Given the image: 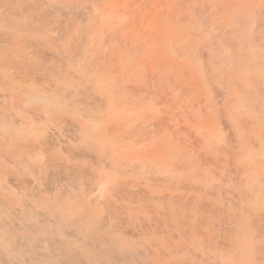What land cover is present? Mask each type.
I'll use <instances>...</instances> for the list:
<instances>
[{
	"label": "bare ground",
	"instance_id": "1",
	"mask_svg": "<svg viewBox=\"0 0 264 264\" xmlns=\"http://www.w3.org/2000/svg\"><path fill=\"white\" fill-rule=\"evenodd\" d=\"M20 1L0 0V96L6 105L0 107V264H264L256 257L264 254V225L263 236L254 229L250 249L237 231L254 228L246 221L247 201L238 221L229 214L230 227L215 235L219 212L212 203L197 194L156 192L136 180L145 173L188 172L197 163L217 166V175L208 171L220 181L228 165L221 168L227 162L220 157V164L217 155H228L222 150L227 143L240 150L232 153L247 142L242 155L262 148L255 158L264 159V137L253 133V142L242 133L252 139L243 142L246 120L240 131L236 125L249 101L264 103V0H107L100 7L87 0L83 12L76 1ZM41 1L46 10L33 7ZM227 5L239 10L230 13ZM251 5L258 9H251L254 25L247 27L243 12ZM213 90H221L226 103L242 92L232 97L242 99L232 103L242 109L227 107L231 98L223 104L227 118ZM217 108L234 138L222 131ZM235 111L242 112L237 120ZM176 115L195 127L182 126L184 136L189 131L202 138L191 142L188 133L180 140L179 124H170ZM217 133L237 140L212 147ZM236 156L237 169L231 165L239 179L246 163ZM251 162L245 165L253 167L249 192L251 183L264 182ZM202 243L228 254L220 261L206 256Z\"/></svg>",
	"mask_w": 264,
	"mask_h": 264
},
{
	"label": "rangeland",
	"instance_id": "2",
	"mask_svg": "<svg viewBox=\"0 0 264 264\" xmlns=\"http://www.w3.org/2000/svg\"><path fill=\"white\" fill-rule=\"evenodd\" d=\"M20 1V0H19ZM48 1H50V2H52V1H54V0H47V2ZM66 1V3H71L72 1L73 2H77L78 4H79V6L80 7H78L79 9H81L82 10V12L83 11H85V8H87V7H89V3H91V2H88L87 0H65ZM105 1V2H104ZM20 2H23V0H21ZM45 2V1H44ZM46 2V3H47ZM88 2V3H87ZM107 2V0H97L96 2H95V4H97L99 7L100 6H103L105 3ZM43 4V1H41V2H36V4L33 6L35 9H37V8H40V9H42V10H46L47 9V4H44V5H42ZM213 4H215V3H213ZM136 6V5H135ZM227 8L229 9V12L231 13V12H234V11H236L237 12V10H239V8L237 9V7H234V6H231V5H227ZM249 8H250V10L249 11H247V12H243V15H244V17L246 16V23H248L247 24V27L249 26H253L254 25V20H253V18H252V10L253 11H256L258 8H257V6L256 5H251V6H249ZM264 8V7H263ZM84 9V10H83ZM252 9V10H251ZM80 11V10H79ZM145 12V11H144ZM151 12V11H150ZM143 13V12H142ZM152 13V12H151ZM151 13H150V15H151ZM144 14V13H143ZM135 15V14H134ZM148 16V15H147ZM216 16H220V15H216ZM233 17H234V14L232 15ZM232 17V18H233ZM127 18H129V17H127ZM131 18V17H130ZM149 18H153V17H149ZM77 21H80L79 19L77 20ZM85 21V20H84ZM153 21V22H152ZM152 21H148V24L149 23H154L156 20H152ZM158 21H161V20H158ZM81 22V21H80ZM170 22H172L171 21V19H170ZM221 21L219 20L217 23H220ZM223 22V21H222ZM221 22V23H222ZM227 22V21H226ZM226 22H223V23H226ZM84 23V24H83ZM86 23V24H85ZM155 23H157V22H155ZM82 25H80L81 27H84V26H88L87 25V22H82L81 23ZM97 24V23H96ZM95 24V26L93 27L94 29H95V32L96 33H98L99 31H100V25H96ZM84 25V26H83ZM165 25H168V24H165ZM97 26V27H96ZM172 26L173 25H171L170 27L172 28ZM102 27V26H101ZM103 28H101V30H102ZM158 29H159V27H158ZM159 31H160V29H159ZM85 35H87V32L85 33ZM198 44V43H197ZM199 44L200 45H202L201 44V42H199ZM218 69H220V70H222L223 68L222 67H218ZM208 87V86H207ZM213 87V88H212ZM216 87V86H215ZM214 86H211V88L212 89H214L215 88ZM209 88V87H208ZM214 91V90H213ZM213 91H211V93L213 92ZM220 91V93H221V90H219ZM219 91H217V92H215L214 91V93H212L211 95H213V94H215V93H219ZM223 92V91H222ZM242 93V92H241ZM241 93H237L234 97H238V94H240L239 95V97L238 98H242V96H241ZM5 94V92H3V91H1L0 90V95H4ZM216 95V94H215ZM220 94H218V97H220V98H222V100H219L218 99V97H217V101L216 102H218V100H219V102H220V104H221V107H219L221 110H224L225 109V106L224 105H228V102L231 100V98L233 97L232 95L230 96V99H228V100H226V101H228L227 103L223 100V98L224 97H221V96H219ZM243 95V94H242ZM214 97V96H213ZM216 97V96H215ZM233 97V98H234ZM243 97L244 98H246L244 95H243ZM233 98H232V100H233ZM2 99H3V101H2ZM235 99H237V98H235ZM234 99V100H235ZM216 100V99H215ZM233 100V101H234ZM239 100H242V99H237V100H235V101H238L239 102V104H240V102H242V101H239ZM244 100V99H243ZM249 100H251V99H248L247 101L245 100V102H248ZM222 101H224L223 103H222ZM233 101H230L231 102V104L230 105H228L227 107H229L230 106V108H231V105H232V103H235V101L233 102ZM3 102V103H2ZM249 102H251V104L249 103ZM248 103L249 104H247V103H244V104H247V107H246V105L244 106L246 109H242V107L237 103V105H235V106H237V107H239V111L241 110L242 112H243V117L241 116V118L243 119H239V121L237 120V114H240V113H242V112H237V111H235V112H237V113H235L236 115V120H237V128H239L238 129V131H240L241 130V128L242 127H244V129L243 130H241L240 131V139H243V142L245 141L246 142V140H248V141H252V139H250L249 137L246 139L245 138V136L247 135V136H250V137H252L253 138V136L254 135H256L257 136V134H258V136L260 137H264V132L262 133V131L264 130V113H262V112H264V111H261L262 110V108L264 109V103L262 102V103H260L261 104V106L259 105V104H256L258 101L256 100V102L255 101H253V100H251V101H249ZM5 104V100H4V97L3 96H0V107H2V105H4ZM7 104V103H6ZM219 104V105H220ZM224 104V105H223ZM223 105V106H222ZM234 105V104H233ZM233 105H232V110H234L236 107L234 106L233 107ZM7 106H8V104H7ZM260 106V107H259ZM263 106V107H262ZM4 107H6V105H4ZM9 107V106H8ZM217 107H218V105H217ZM223 107H224V109H223ZM243 107V108H244ZM251 107H253V108H251ZM256 109H255V108ZM234 108V109H233ZM241 108V109H240ZM218 109V108H217ZM250 109L251 110H256V111H258V112H254V111H250ZM259 109H261V110H259ZM226 110V109H225ZM224 110V112L225 113H223V111H222V113L223 114H225L226 115V117H227V112ZM237 110V109H236ZM247 111V112H245V113H247L248 114V116H249V118L248 117H246L247 116V114H244V111ZM220 110L218 109L217 111H216V114L219 112ZM248 111L253 115H251L253 118H250V115H249V113H248ZM261 111V112H260ZM260 112V113H259ZM255 113V114H254ZM262 113V114H261ZM215 114V115H216ZM219 115H221L220 114V112L218 113ZM218 114L216 115L217 116V121L219 120V122H220V120H222L223 119V121L222 122H220V123H222V124H220V125H225V126H228V124L230 123V122H228V124L227 123H225L226 121L224 120V118H222V119H220V118H218ZM222 114V115H223ZM260 116H259V115ZM225 115H223V116H225ZM242 115V114H241ZM245 115V116H244ZM176 116H179V118L178 117H176L178 120V122L177 121H175L176 120V118H175V120L174 121H172L170 124H174V123H177V125L179 124V126H184L185 128H188V130L190 131V128L192 127L191 126V124L190 123H192V122H189L188 121V123L187 122H185V124H187V125H185L184 124V122H183V120L182 119H184L185 120V118L183 117H181V115H176ZM240 116V115H239ZM255 116V117H254ZM169 117V116H168ZM257 117V119L258 120H254V118H256ZM263 117V118H262ZM180 118H182L181 120H180ZM228 118V117H227ZM226 118V120L227 121H229V119H227ZM240 118V117H239ZM245 118V119H244ZM247 118H248V120H247ZM260 118V119H259ZM262 118V119H261ZM256 122V123H254L253 124V120ZM246 120V121H245ZM262 120V121H261ZM186 121V120H185ZM216 121V122H217ZM241 121L243 122V121H245V123L247 124V125H245V123H244V125L245 126H243V123L241 124V128H240V126H238V124H240L241 123ZM223 122H224V124H223ZM239 122V123H238ZM218 123V122H217ZM172 124V125H173ZM190 124V126H188ZM175 125V127L177 126L176 124H174ZM179 126H177L176 128L178 129V134H176V136L178 137V138H180L179 136L182 134L183 135V131H184V129H183V127L181 128L180 127V129L178 128ZM221 126V128H223L222 129V131H225L226 133H228V135H229V137L228 138H230V135H231V137L232 138H234V135L232 136V130H230V131H232L231 133H230V131H228L229 130V128H225V126H223L222 127ZM247 126V127H246ZM263 126V127H262ZM257 127V128H256ZM261 127H262V129H261ZM194 128V129H193ZM248 128H250V130H251V132L250 131H248L249 129ZM177 129H176V131H177ZM181 129H183V130H181ZM191 129H193L194 131H195V127H192ZM253 129V130H252ZM254 129H255V131H254ZM188 130H186V131H188ZM260 130V131H259ZM262 130V131H261ZM189 131L186 133V135L185 136H187L188 135V133H189ZM222 131H221V133H222ZM228 131V132H227ZM181 132V133H180ZM255 132H256V134H255ZM193 133V132H192ZM192 133H189L190 135L188 136V137H190L191 136V134ZM226 133H224V135L226 134ZM242 133H244L245 134V136L244 135H241ZM254 133V135L252 136V134ZM180 134V135H179ZM185 134V133H184ZM194 134V133H193ZM192 134V136H194ZM198 134V132L196 133V135L194 136V138L192 137V139H187V137H185L184 135V137H181V138H183V139H180V140H184L185 138L187 139V140H189V141H193V140H195V137H197V136H199V134ZM218 134V133H217ZM249 134V135H248ZM219 135H221L222 136V134H218V136H216V140H214V141H212L211 143H210V145L212 146V147H215V145L214 144H216V145H218L219 147H223L227 142H230V144H234V142L233 141H235V140H237V137H236V139H229V141H226L227 140V137L225 138L224 136V138L226 139H224L223 137H219ZM227 135V134H226ZM244 136V137H243ZM198 138V137H197ZM199 138H202V137H200L199 136ZM198 138V139H199ZM220 138H223V139H221L222 140V142H221V140H220ZM246 140H245V139ZM255 138H258V137H255ZM255 138H253L254 140H253V142H255L256 140H255ZM250 139V140H249ZM186 140V141H187ZM197 140V139H196ZM195 140V141H196ZM223 140H225L226 142H224ZM233 140V141H232ZM263 141H264V138L262 139ZM217 141V142H216ZM219 141V142H218ZM216 142V143H215ZM231 142H233V143H231ZM221 144V146L219 145V144ZM237 143V142H236ZM222 144H223V146H222ZM243 144V143H242ZM241 143H240V145L237 143V147H242V149H241V152H236L237 150L238 151H240L239 150V148H236L237 150H235V151H233L232 153H237V156H236V158L238 157V159H240V161L241 160H243L247 165H248V163H250L251 162V160H253V158H255V156H257L260 152H261V150H262V148H261V150H260V148L258 149V151L256 150V152H257V154H256V152H254V151H250V150H248V149H246V151H244V153H243V155L241 154L242 153V150H243V146H246V147H248V143L246 142V143H244L243 145H242ZM247 144V145H246ZM249 145H251V143L249 144ZM226 146H228V147H226ZM230 145H228V143L223 147V152L228 148L229 150H226L225 151V154H228L229 156L232 154L231 153V150H234L235 148H233L234 146L233 145H231V146H233L232 148L231 147H229ZM250 147V146H249ZM254 147H256V146H254ZM254 147H252V148H254ZM225 149V150H224ZM245 149V148H244ZM255 149H257V147L255 148ZM254 150V149H253ZM259 150H260V152H259ZM248 152V153H247ZM254 152V153H253ZM259 152V153H258ZM213 153V152H212ZM235 153L234 154H232V155H234L235 156ZM228 155L227 156H224L223 157V154H222V156H221V154H219V155H217V157L219 158V162H220V164H221V162L223 161V159H224V162H227L226 164L224 163H222L221 164V166H220V164L219 163H216V164H219V166L222 168V166L225 168L227 165V170H230L231 171V173H233V172H235V169H237V162L235 161V160H233V158H234V156H233V158L231 159V158H229L228 157ZM238 155H240L241 156V158H239V156ZM245 155V156H244ZM210 156H212L211 154H210ZM220 157H222L223 159L221 160L220 159ZM226 157H228V158H226ZM258 159H259V161H261V160H263L264 161V159H261V156L260 157H257ZM257 158H255V159H257ZM262 158H263V156H262ZM225 159H229V161L230 162H233V163H230V162H228V160H225ZM251 159V160H250ZM253 160V162H254V165H255V167L257 166V170H260V174L259 173H257V171H254V173H257V176H259V177H261V178H264V166H258V164L260 163L261 165L263 164L264 165V163L261 161V162H259L258 160ZM261 159V160H260ZM250 160V161H249ZM234 161H235V163H234ZM243 161H241L242 163L241 164H243ZM248 161V162H247ZM259 163H258V162ZM253 162H251V164L253 163ZM240 163V162H239ZM238 163V164H239ZM215 164V165H216ZM230 164V165H229ZM234 164L235 166H233L235 169H232V165ZM245 164V165H246ZM197 167H196V166ZM245 165H243V166H240V165H238V167L240 166V167H242L241 168V171H240V173H239V176H238V174H237V178L239 177V179H236V175L234 174V176H232L231 175V173H228L229 171H227L226 170V168L224 169V172H225V176L222 174V176L224 177H222L223 179L221 180L220 179V181H218L219 179H217L216 178V176H214L215 174L217 175V172L215 173V168L217 167V166H214V168H213V165H211L210 166V169H213L214 171V175H213V177L211 176L212 174L210 173V171H208V170H210L209 168L208 169H205V168H207V167H209V166H207V167H205L204 168V166H201L200 164L198 165L197 163L196 164H194V166L195 167H193L194 169H192V170H189L188 172H189V174H188V172L186 173L185 172V170H186V168H183V170L182 169H180L179 171H177V172H172L173 174H167L166 175V173L165 174H160L159 176L157 175V176H155V177H157L158 178V180L157 179H155V177H154V175H150V174H148V173H145L142 177H140V176H136V180L138 181H136L138 184H139V186L140 187H144V186H148V185H150V184H153L152 186H151V188L154 190V191H156V192H172L173 194H182V195H191L192 197H194V195L195 194H197L196 196L198 197V196H201L202 197V199H204V200H206L207 202L209 201L210 202V204L212 203L214 206H212V208L214 207V209L215 210H218V214H217V218L216 219H214V223H215V225L212 227V234L214 233L215 235H217L218 233H221V232H225V228H229L230 227V225L229 224H227V222L229 223V220L227 219V218H229L230 217V215L229 214H231V215H239V213H241V211H242V209H240L239 210V208H241V205H242V200H244V201H247V205H246V207H249V208H246V217H247V219H246V221H247V223L248 224H252V225H254L253 227L254 228H251V227H249V228H245V227H241V230H237V229H235L234 228V230H237L238 231V234H240V242H242V247H244L245 245L247 246V248H251V244H250V242L252 241V243H253V241H254V239H253V233H254V229H258L259 228V230H260V232H259V230H257L258 231V233L261 235V232H262V230L260 229V226L262 225H264V182H254V183H251V184H253V185H250V187H251V191L249 192V190H250V188H248L249 186H247L246 187V183H248V181H247V177L248 178H250L249 180H252L251 179V172L250 171H252V169H253V167L250 169L249 167H247V166H245ZM201 166V168H199ZM231 167V169H228V167ZM220 167H218V168H220ZM229 167V168H230ZM202 168H204V171H202L203 169ZM218 168L216 169V171L218 170ZM201 169V170H200ZM248 169H250V170H248ZM182 170V171H181ZM194 170H197V171H199V174H200V176L201 177H199V175H198V173H196L195 174V172H194ZM206 170V171H205ZM219 170H221V169H219ZM218 170V171H219ZM223 170V169H222ZM221 170V171H222ZM262 170V171H261ZM191 171V172H190ZM207 171H208V173L210 174H208L207 173ZM221 171H220V173L219 174H221ZM227 171V172H226ZM202 172H206V175H208L209 177H207L206 175H205V173L203 174V175H205L204 177H202V175H201V173ZM212 172V171H211ZM212 172V173H213ZM244 172V173H243ZM191 173V174H190ZM250 173V174H249ZM218 174V175H219ZM259 174V175H258ZM229 175V176H228ZM231 175V176H230ZM250 175V176H249ZM177 176V177H176ZM185 176V177H184ZM191 176V177H190ZM170 177V178H169ZM176 177V178H175ZM246 177V179H243V178H245ZM259 177H258V181H261L260 179H259ZM162 178V179H161ZM191 179V180H189V179ZM205 180H204V179ZM207 178V179H206ZM212 178H213V180H212ZM215 178L217 179V181L215 180ZM230 178V179H229ZM153 179V180H152ZM160 179V180H159ZM212 181H211V180ZM228 179V180H227ZM242 179V180H241ZM164 180V181H163ZM196 180V181H195ZM208 180V181H207ZM264 180V179H263ZM262 180V181H263ZM241 181H243V183L241 182ZM213 182V183H212ZM230 182V183H229ZM239 182V183H238ZM197 183V184H196ZM216 183V184H215ZM242 183V185L244 184V187L242 186V185H240ZM260 185H259V184ZM220 184V185H219ZM155 185V186H154ZM158 185V186H157ZM161 185V186H160ZM187 185V186H186ZM188 185H189V187H190V189H189V187H188ZM212 185V186H211ZM216 185V186H215ZM218 185V186H217ZM254 185H255V187H254ZM260 188H258L257 186ZM166 186V187H165ZM171 186H172V188H171ZM198 186L200 187V189H201V187L202 186H204V187H202V189L201 190H197V188H198ZM205 186H206V188H205ZM241 186V187H240ZM261 186H263V187H261ZM155 187H158V188H155ZM162 187V188H161ZM257 187V188H256ZM199 189V188H198ZM204 189H206V190H204ZM263 189V190H262ZM191 190V191H190ZM198 192H197V191ZM260 192H259V191ZM207 192V194H205L204 192ZM216 191V192H215ZM211 192V193H210ZM215 194H214V193ZM208 193H209V195H208ZM243 193V198L242 197H240V196H242L241 194ZM244 193H246V194H244ZM250 193H252V195L250 194ZM199 194V195H198ZM203 196H202V195ZM248 194V195H247ZM214 195V196H213ZM246 195H247V197H246ZM250 195V196H249ZM245 196V197H244ZM249 196V197H248ZM201 197H199V199H201ZM205 201V202H206ZM240 203L239 205L238 204H236V203ZM233 203H235V205L233 204ZM227 204V205H226ZM229 204H231V205H229ZM234 205V206H233ZM236 205H238V206H236ZM229 206V207H228ZM230 206L232 207L231 209H230ZM238 207V208H237ZM227 208L229 209V211L227 210ZM253 208V209H252ZM226 209V210H225ZM230 210H233L234 211V213L231 211L230 212ZM227 212H229L228 214H227ZM233 213V214H232ZM237 213V214H236ZM250 215V216H248V215ZM259 216V217H258ZM225 217V218H224ZM259 219H258V218ZM240 217L238 216L236 219V221H238V219H239ZM255 218V219H254ZM256 218L258 219V220H256ZM226 219H227V221H226ZM254 221H253V220ZM216 220V221H215ZM232 220V219H231ZM262 220H263V223H262ZM233 221V220H232ZM259 221V222H258ZM222 222H224V224L222 223ZM218 223V224H217ZM233 223V222H232ZM226 225H227V227H226ZM234 227H235V225L234 224H232ZM257 225V226H256ZM250 226V225H249ZM210 227V228H211ZM215 229H216V231H215ZM224 229V230H223ZM246 229V230H245ZM216 232V233H215ZM218 232V233H217ZM223 233H221V234H223ZM175 234V233H174ZM261 236H263V234L261 235ZM243 237V238H242ZM243 239V240H242ZM245 239V240H244ZM204 244L205 243H202V246L203 247H206V248H203V251H206V256H214V257H216L218 260L219 259H221L222 258V256H227V254H228V252L227 251H224L223 250V252H222V249L221 248H218L217 249V247L216 248H212V247H215V246H211V248H209L208 247V245L206 244L205 246H204ZM210 246V245H209ZM255 247V246H254ZM258 249H257V247H255V253L257 254V251ZM208 253H210L209 255H208ZM226 253V254H225ZM244 253V252H243ZM223 254V255H222ZM219 255V256H218ZM258 256H256L257 257V259H258V261L260 262V263H262V259H264V254L262 253V254H257ZM220 261V260H219ZM203 262V261H202ZM205 262V263H204ZM203 263H201V261H199V263H197V262H195L196 264H209V263H211L212 264V260H208V261H204Z\"/></svg>",
	"mask_w": 264,
	"mask_h": 264
}]
</instances>
